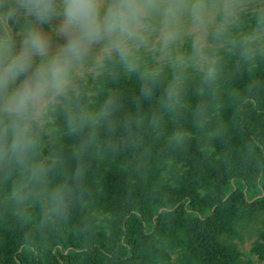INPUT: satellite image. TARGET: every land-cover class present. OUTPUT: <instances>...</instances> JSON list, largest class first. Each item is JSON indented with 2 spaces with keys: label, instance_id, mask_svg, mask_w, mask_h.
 <instances>
[{
  "label": "clouds",
  "instance_id": "obj_1",
  "mask_svg": "<svg viewBox=\"0 0 264 264\" xmlns=\"http://www.w3.org/2000/svg\"><path fill=\"white\" fill-rule=\"evenodd\" d=\"M261 66L264 0H0V200L20 223L55 225L91 160L130 152L143 166L146 136L182 151L193 130L207 157L224 94L248 100ZM240 70L243 94L229 91Z\"/></svg>",
  "mask_w": 264,
  "mask_h": 264
},
{
  "label": "rangeland",
  "instance_id": "obj_2",
  "mask_svg": "<svg viewBox=\"0 0 264 264\" xmlns=\"http://www.w3.org/2000/svg\"><path fill=\"white\" fill-rule=\"evenodd\" d=\"M228 71H236L231 61H228ZM252 79L261 83L255 93L262 91L264 96V66L257 70ZM249 83V74L240 70L229 91L235 90L243 94ZM188 103L194 106L196 99ZM237 105L224 94V106L219 119L224 131L213 143V152L207 157L199 152L198 135L193 130V139L182 151L168 152L165 150L164 137L154 140L151 136H146L145 143L151 148V155L143 166L133 160L130 152L115 159L109 157L99 162L91 160L87 191L74 202L69 217L79 225H87L89 234L95 233L108 238L117 234L123 207L129 204L145 203L168 192L191 194L200 202H206L229 174L246 176L250 180L253 165L249 156V141L234 121ZM184 126L191 129L188 113L185 114ZM172 127V123L165 118V136ZM64 143L67 144L68 141L65 140ZM193 158L194 164L190 163ZM260 196L261 192L256 198ZM256 202L257 200L250 198L242 203L235 194H231L221 206L218 226L243 220L246 216L253 215L256 208L259 209L255 218L240 230V236L233 239L239 258L236 264H264V198L259 204ZM12 224L18 226L20 222L0 200V232L10 231L9 226ZM188 231L194 236L202 233L204 226H195L174 217L161 222L144 238L139 251L122 264H221L220 259L206 248L184 247L181 236H185ZM54 235L52 230L46 233L48 248L52 246ZM163 241L165 245L162 246Z\"/></svg>",
  "mask_w": 264,
  "mask_h": 264
},
{
  "label": "trees",
  "instance_id": "obj_3",
  "mask_svg": "<svg viewBox=\"0 0 264 264\" xmlns=\"http://www.w3.org/2000/svg\"><path fill=\"white\" fill-rule=\"evenodd\" d=\"M122 88L126 95L134 94V81H125ZM100 97L98 96V99ZM191 95L188 101L194 100ZM234 121L251 145V179L229 174L206 202H200L191 194L168 192L157 195L145 203H134L123 207V215L115 236L105 238L88 233L83 225L70 217L60 224L36 226L30 223L12 224L10 231L0 232V264H122L133 257L141 244L157 225L170 218H180L195 226H204L202 233L194 236L188 231L181 236L182 245L189 249L206 248L221 264H236L238 255L233 239L240 236V230L255 218L218 226L221 206L231 194L239 202L264 198V96L262 91L238 103ZM254 141V142H253ZM194 164V158L190 160ZM262 196L256 198L258 193ZM206 228V229H205ZM52 230V246H46V233ZM165 241L162 242V246Z\"/></svg>",
  "mask_w": 264,
  "mask_h": 264
}]
</instances>
